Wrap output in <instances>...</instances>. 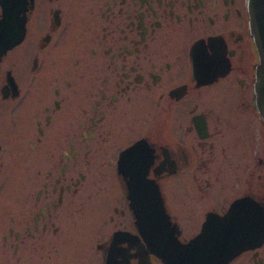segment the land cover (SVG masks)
<instances>
[{"label":"flooded vegetation","instance_id":"1","mask_svg":"<svg viewBox=\"0 0 264 264\" xmlns=\"http://www.w3.org/2000/svg\"><path fill=\"white\" fill-rule=\"evenodd\" d=\"M250 8L0 0V264H264Z\"/></svg>","mask_w":264,"mask_h":264},{"label":"water","instance_id":"2","mask_svg":"<svg viewBox=\"0 0 264 264\" xmlns=\"http://www.w3.org/2000/svg\"><path fill=\"white\" fill-rule=\"evenodd\" d=\"M250 27L251 33L258 52V64L256 65V105L261 116L264 118V0H250ZM144 185H150L144 179ZM148 192L154 194V202L160 204L159 223L154 224L155 229L164 225V219L166 217L161 197H158L156 189H148ZM135 193V192H133ZM133 201H136L132 198ZM220 238V237H219ZM160 242H163L164 238L161 235L159 237ZM202 235H199L191 242L187 244H180L176 241L172 248V251L168 254H159V257L166 262V264H217L218 261L224 260V257L212 253H204L200 250V245L203 242L200 241ZM227 241V240H226ZM195 252L190 250L195 248Z\"/></svg>","mask_w":264,"mask_h":264},{"label":"rangeland","instance_id":"3","mask_svg":"<svg viewBox=\"0 0 264 264\" xmlns=\"http://www.w3.org/2000/svg\"><path fill=\"white\" fill-rule=\"evenodd\" d=\"M73 244L75 243L74 241L72 242ZM67 246H63V248H66ZM60 248H62V246L60 245ZM49 261H44V260H41L39 258V255L38 254H34L31 256L30 258V264H48ZM52 263V262H50Z\"/></svg>","mask_w":264,"mask_h":264}]
</instances>
